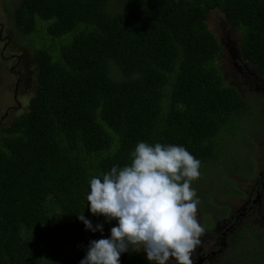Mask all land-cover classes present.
Returning <instances> with one entry per match:
<instances>
[{"label":"trees","instance_id":"trees-1","mask_svg":"<svg viewBox=\"0 0 264 264\" xmlns=\"http://www.w3.org/2000/svg\"><path fill=\"white\" fill-rule=\"evenodd\" d=\"M122 2L21 0L14 10L19 30L49 37L33 45L35 95L1 129L0 264H80L92 241L111 238V222L90 211V180L129 165L139 142L183 146L201 171L231 157L229 141L249 128L251 107L226 85L206 18L219 10L243 32L242 60L264 77V0ZM243 236L213 263L264 264V241ZM120 264L146 260L130 248Z\"/></svg>","mask_w":264,"mask_h":264},{"label":"clouds","instance_id":"clouds-1","mask_svg":"<svg viewBox=\"0 0 264 264\" xmlns=\"http://www.w3.org/2000/svg\"><path fill=\"white\" fill-rule=\"evenodd\" d=\"M201 162L185 147L139 142L129 165L114 166L90 180L87 195L94 216L113 220L111 238L90 243L80 264H120L121 254L142 250L151 264H194L205 229L197 219L200 200L192 187ZM87 230L95 227L78 215Z\"/></svg>","mask_w":264,"mask_h":264},{"label":"rangeland","instance_id":"rangeland-1","mask_svg":"<svg viewBox=\"0 0 264 264\" xmlns=\"http://www.w3.org/2000/svg\"><path fill=\"white\" fill-rule=\"evenodd\" d=\"M20 2L21 0H0V123L2 118L4 122L0 126V137L1 129L23 114L30 99L35 95L38 82L33 45L42 48L41 45L46 43L49 37L45 29H38L34 34L26 35L16 27L13 14ZM122 3V0H111L110 10H119ZM206 22L222 47L217 57V67L226 85L239 91L248 102L251 107L249 117L253 118L249 121L248 129L239 132L229 141L228 149L231 144L230 149L234 150L231 157L229 154L223 155L214 162L204 164L199 179L195 181L196 188H201L197 189L200 192L196 191L200 200L197 219L205 229L201 237L202 243L196 250L200 254L207 252L204 249L207 244L218 242L216 233L214 235L206 232L213 227L209 226L204 218L214 213L226 212L228 208L232 215L242 212L248 202L252 203V200L256 199L257 185L264 175V77L255 67L243 62L239 51L243 36L240 29L232 28L219 10L210 11ZM62 41L64 40L57 42ZM18 79L21 80L16 91ZM245 122L241 121L243 124ZM229 170L239 173L228 172ZM236 189L243 196L232 195ZM260 194L262 205L257 202L255 207H263V214L264 187L261 188ZM111 224L112 227L118 226L115 220L111 221ZM212 234L214 239L211 238ZM139 251L145 257L146 264H151L146 252ZM169 264L176 262L170 259Z\"/></svg>","mask_w":264,"mask_h":264},{"label":"flooded vegetation","instance_id":"flooded-vegetation-1","mask_svg":"<svg viewBox=\"0 0 264 264\" xmlns=\"http://www.w3.org/2000/svg\"><path fill=\"white\" fill-rule=\"evenodd\" d=\"M20 80H17V89L20 86ZM0 126L3 125V118L1 119ZM264 187V175L260 178L257 190L256 199L252 200V203L248 202L242 209V212H236L235 215L231 214L230 208L223 213H215L210 217H205L204 220L207 224L213 228L207 229L206 232L217 235L215 244H207L204 249L206 253L200 254L196 252L193 256L194 264H214L213 260L219 257H224L228 250L233 248L232 241L238 235L239 232L244 234L243 238L247 239V242L254 238L258 245H262L264 241V212L261 210L263 207H255V203L261 206L260 190ZM212 234L211 238L214 239ZM220 264V262H218Z\"/></svg>","mask_w":264,"mask_h":264}]
</instances>
